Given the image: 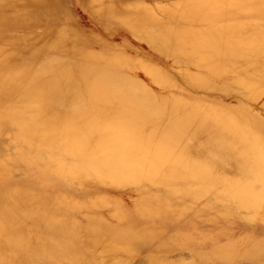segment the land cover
Returning a JSON list of instances; mask_svg holds the SVG:
<instances>
[{
	"label": "bare ground",
	"instance_id": "1",
	"mask_svg": "<svg viewBox=\"0 0 264 264\" xmlns=\"http://www.w3.org/2000/svg\"><path fill=\"white\" fill-rule=\"evenodd\" d=\"M10 1L0 0V27L6 28V22L10 21H19L21 26H27L29 22L24 19L27 17L25 6L28 0H13L11 7ZM89 2L93 10L91 5H87L92 11L95 8L101 12L102 5H97L96 2L101 3L102 0H89ZM179 2L182 1L179 0ZM179 2L176 4L177 8L180 6ZM107 6L111 5L108 3ZM180 7L188 12V17L193 21H201L205 25L204 29L198 27L199 30H195L197 28L192 27L182 32L173 25L172 19H168L157 28L155 27V30L146 29L150 33L143 29L147 35L140 34L150 37L152 45L157 44L158 49L170 50L174 55L186 53L184 56L188 61L193 62V65L195 64L199 69L203 68L205 74L187 75L186 78L189 81H193L199 88V85L206 87L207 70L215 74L227 70L238 72L240 67L237 68L236 63L252 60L248 53L242 51L243 47L233 46L229 41L245 39L252 49L255 48L257 41L241 31L247 21H259L257 26H262L264 0H184ZM4 8H7L6 10L10 13ZM142 10L144 11L143 8ZM117 17V20L123 23L128 24L131 21L137 26L143 25V14L140 12ZM136 28L140 31L142 27ZM5 31L2 30L0 33V135L5 129L2 122L9 120L10 124L16 126L19 140L27 146L35 145L40 153H49L51 162L54 164L51 172L66 181H73L85 190L97 181L115 188L135 184L142 190L147 185L153 184L161 186L168 194L182 192L197 198L198 194L213 192L216 196L232 201L231 206L246 207L251 203L249 200L251 197L252 204L255 206L258 204L256 200L259 197L254 194L252 182L255 181L256 184L259 182V186L262 184L258 180L264 174V163L259 160V153L245 152L232 155L234 152L232 154L229 152L230 154L226 153L222 156L225 149L231 152L244 149L240 148L243 146L241 140L245 141L250 137L251 129L255 132L256 122L243 120L242 117L235 119L233 110L226 111L225 118L217 112L208 116L205 113L201 115L197 111L200 107L197 100L187 102L184 99H171L155 102L148 99L150 103H142L139 101L141 95L138 92V85L128 81L129 79L123 78L119 82L120 86L115 89L111 86L113 81L110 80L111 78L101 79L102 68L109 72L113 69L117 71L116 68L121 69L123 59L119 62L116 57L101 56L106 58L108 62L106 66L93 64L94 61L91 60L89 64L81 63L84 73L75 72L67 66L63 71L68 77L67 81L59 79L61 73L58 71L51 73V76L56 78H47V71H44L43 77L38 78L37 75L35 76V70L38 67H33V71V68L27 64L30 60L29 55L33 56L35 52L40 53V50L44 51L46 48L65 45L67 41L57 38L58 34H53L56 35L55 37H48L45 31L28 38H16L12 34H5ZM262 38L261 44L264 46V36ZM220 50L233 53L228 60H225L226 58L216 55V52ZM196 52L201 53L200 59L195 56ZM222 53L225 54L222 55L223 57L227 56L226 52ZM51 62L50 59L48 63L51 64ZM37 63L39 64L40 61ZM156 79L155 81L159 83L170 82L166 79H160V81ZM78 84H82V89L78 92L74 90L73 93V86ZM238 85L246 87L242 82ZM65 90L69 95L53 96ZM253 90L249 89L250 92H254ZM55 101L62 107V117L57 122L51 121L53 123L51 124L47 119H54L61 115L57 109L49 107L50 103ZM23 104L37 106L31 107L34 108L33 112H26L21 108ZM112 106H118V111L112 116H103L102 113ZM236 111L243 113V110ZM204 133L209 135L206 142L204 141L206 147L202 144ZM59 135L64 138L66 146L62 149L55 146L52 151L50 144ZM98 135H104V138L99 140ZM254 138H256L255 135ZM199 144L200 146L197 147ZM72 145L83 152L82 159L69 161L65 158ZM221 157L228 158L227 161L234 158L236 166L241 171L239 177L224 176L222 171L217 173L211 169V166L216 161H220L217 159ZM4 158L0 153V176L2 174L12 176V172L7 168L8 161L5 159L6 162ZM222 165L225 167L227 163L224 165L223 162ZM3 177L6 178V176ZM35 181L39 190H43L39 183L41 180L39 181L36 177ZM259 186L257 190H261ZM25 191L27 192V189ZM33 194L36 199L30 203L19 201L17 192H10L3 196L0 193L2 196L0 200V264H16L18 260V264H59L58 257L62 253L66 257L82 259L86 255L82 246L78 247L74 244L75 242H72L69 235L72 232L59 230L57 223L59 220L55 221L50 213L56 206L62 210L72 211L74 210L72 205L80 206L81 202L74 203V200L71 201L72 198L67 199L68 192H63L57 197L56 203L40 207L36 205L40 202V194L38 192ZM44 195L43 192L41 196ZM95 198L88 202L87 207L85 205L87 210L93 211L108 203V200L103 197ZM149 204H153L161 211L167 206L160 202ZM149 204L146 207L151 210ZM30 212L34 213L31 215ZM115 215L114 218L116 221L120 220V225L112 229L104 224L108 222L106 219L88 215L87 229L91 226L93 231L91 229L86 231L94 247L96 244L101 245L103 253H100V259L102 261L106 264H128L129 255L133 252L132 247L135 244L133 242L148 238L150 231L143 225H139L138 230L132 229L133 225L138 223L124 222L126 215L123 212H115ZM175 238H179L176 241L177 244L182 246L188 244L189 239L183 235ZM78 239L76 238V241ZM78 261L71 264H76Z\"/></svg>",
	"mask_w": 264,
	"mask_h": 264
},
{
	"label": "rangeland",
	"instance_id": "2",
	"mask_svg": "<svg viewBox=\"0 0 264 264\" xmlns=\"http://www.w3.org/2000/svg\"><path fill=\"white\" fill-rule=\"evenodd\" d=\"M87 1L89 2V0H28L25 6L27 17L24 19V21L29 22L28 25L23 27L19 21L6 22L5 26L7 27H0V33L2 30H6L4 33L7 35L12 34L16 38H28L45 31L48 37H55L56 35L53 34H58L57 38L67 41L65 45L46 48L44 51L40 50V53L35 52L33 56L29 55L30 60L27 64L32 68L38 67L35 70V76L37 75L38 78L44 76V71L48 73L47 78H56L55 76L52 77L51 73L58 71L61 73L59 79L67 81L68 77L63 72L67 66H70L75 72L82 71L84 73V67L80 66L81 63L89 64V60H91L94 61L93 64L106 66L108 65L106 58L110 56L116 57L119 62L123 59L122 67L121 69L116 68L117 71L113 69L110 72L102 68L101 79L109 80L111 78L110 80H113L111 86L114 89L120 86L119 82L123 78L129 79L128 81L138 85V92L141 95L139 101L142 103H150V99L155 102L171 99H184L187 102L197 100L200 103L197 110L199 114L205 113L208 116L217 112L224 118L227 117L226 111L233 110L235 119L238 120L242 117L243 120L256 122L257 128L255 132L251 129L249 138L245 141L241 140L243 146L240 148L244 149L232 152L225 149L222 156L233 152L232 155L245 152L259 153V160L264 163V46L261 44L262 36H264V22L259 27L257 26L259 21H247L241 31L257 41L254 49L249 46L245 39L230 40L228 38L233 46L243 47L242 51L248 53L252 60H242L236 63V67H240L238 72L227 70L215 74L207 70V79H205L208 82L205 84L207 88L203 85H199V88L186 77L198 73L205 74L203 68L201 70L195 64L193 65V62L188 61L184 56L186 53L174 55L170 50L158 49L159 47L155 42L157 47L152 45L153 42L150 37L140 34L147 35L148 29L155 30V27L157 28L168 19H172L173 25H176L177 29L182 32L188 31L192 27L197 28L195 30L204 29L205 25L201 21H193L188 17V12L183 11L180 7L184 0H180L182 2L179 0H102L103 3L96 2L97 5H102L101 12L105 11L104 13L98 12L95 8L92 11L93 6ZM104 2L111 6H107ZM178 2L180 6L177 8ZM12 3L13 0L10 1V7ZM87 4L91 5L92 10ZM103 7L106 10H103ZM6 9L4 8L6 12L10 13ZM110 12L113 14L110 15ZM137 12L143 14V25L137 26L131 21L127 24L117 20V16ZM171 15L174 17L171 18ZM136 27L142 28L139 31ZM143 29H147V32L145 33ZM179 48L178 50H180ZM222 52H226L227 56L223 57L222 55L225 54ZM232 53V51L220 50L216 52V55L228 60ZM195 56L199 59L202 57L200 52H196ZM50 59L52 65L48 63ZM38 61L42 62V66L37 63ZM43 63L45 64L43 65ZM155 79L159 81L166 79L167 82H170L164 84V82H156ZM171 82L173 83L172 86ZM241 82L246 87L238 85ZM81 89L82 84L75 85L73 86V93L74 90L78 92ZM249 89H254V92H250ZM63 92H58L53 96L69 95L66 90ZM56 103L58 102H51L49 107L57 109L61 114L62 107ZM22 106L23 111L33 112L32 109L34 110L37 105L23 104ZM118 109V106H112L102 115L112 116ZM238 109L243 110V113L236 111ZM61 117L62 114L47 120L49 123L51 121L57 122ZM2 125L5 126V129L0 135V153L3 158L5 157L4 160L8 161L5 160L8 163L7 168L12 172V176L8 174L0 176V193L2 196L10 192H17L19 201L31 203L36 199L33 193L38 192L40 202H37L36 205L40 207L56 203L57 197L63 192H68L66 194V196L69 195L67 199H69L68 197L70 200L72 198L71 201L74 200V203L80 201L81 204L80 202L78 204L84 207L85 205L87 207L88 202L96 199L95 197H103L108 200V203L102 208L93 211L87 210L86 207L85 210L83 206L80 207L75 204L72 205L74 209L72 211L59 209L58 206L51 210L50 213L55 221L59 220L57 222L59 230L67 233L68 231L72 232L69 234L70 239L78 247L82 246L81 248L86 254L84 257L82 256V259L78 258V261V259H74L72 256L66 257L62 253L58 257L59 264H71L75 261H78L76 264H106L100 259V253H103L101 245L96 244L99 247H94L91 244L86 231L87 219L88 215L100 216L108 221L104 224L112 229L120 225V220L116 221L114 218L115 212H123L126 215L124 222L138 223V225L134 224L132 229L138 230L139 225H143L150 231L148 238L133 242L135 244L132 247L133 252L129 255L128 264H264V192H262L264 188H261L264 186V174L258 180L262 183L260 186L257 181L258 184L255 181L252 182L254 194L259 197L256 200L258 204L253 205L251 197L249 199L251 205L248 204L246 207L231 206L232 201L225 197L216 196L213 192L211 194H198L196 195L197 198H193V195L182 194V192L168 194L164 188L153 184L147 185L142 190L135 184H126L115 188L97 181L85 190L82 186L74 184L73 181L67 180V182L64 178L51 172L54 164L51 162L49 153H40L35 145L27 146L19 140L17 128L10 124L9 120L3 121ZM207 135L204 133L202 138V144L205 147L206 144L204 143L209 136ZM103 138L104 135L97 136L99 140ZM65 144L64 138L59 135L56 140L51 142L52 147L50 149L53 151L55 146L62 149L66 146ZM75 145L71 146L72 148L69 149L65 157L69 161H77L83 158V152ZM199 146L200 144L197 147ZM217 160L220 161L211 164V169L214 172L222 171L224 176L232 178L240 176L241 171L236 166L234 158V162L231 160L232 163L227 161L228 158L226 157ZM223 162L224 165L227 163L225 167L221 166ZM228 163L231 164V167L228 166ZM36 177L39 178V181L41 180L39 183L43 190H39V186H36ZM258 186L261 190H257ZM17 187H19L18 190ZM43 192L45 195L41 196ZM151 202H160L167 206L161 211L153 204H149ZM148 204L151 210L146 207ZM116 209L119 211H115ZM33 213L30 212L31 215ZM90 229L93 231L91 226L87 230L90 231ZM182 235L189 239L187 245L182 246V244L176 243L179 238L175 237ZM76 238L79 239L76 241ZM18 262L19 260L16 264Z\"/></svg>",
	"mask_w": 264,
	"mask_h": 264
}]
</instances>
